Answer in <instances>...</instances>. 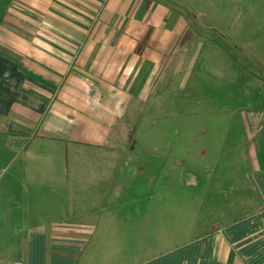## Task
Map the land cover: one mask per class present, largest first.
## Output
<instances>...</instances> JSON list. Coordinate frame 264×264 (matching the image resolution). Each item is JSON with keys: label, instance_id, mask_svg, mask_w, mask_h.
<instances>
[{"label": "crops", "instance_id": "crops-1", "mask_svg": "<svg viewBox=\"0 0 264 264\" xmlns=\"http://www.w3.org/2000/svg\"><path fill=\"white\" fill-rule=\"evenodd\" d=\"M185 3L0 0V246L17 252L8 264H264V95L232 111L246 145L219 160L224 175L209 177L212 165L190 152L175 159L153 136L132 141L159 97L172 113L199 49L237 68L222 43L230 34L193 26ZM205 81L193 86L204 92ZM181 180L188 190L174 191ZM175 211L181 228L160 239ZM64 212L81 221L62 222ZM184 224L189 237L155 253Z\"/></svg>", "mask_w": 264, "mask_h": 264}, {"label": "rangeland", "instance_id": "rangeland-1", "mask_svg": "<svg viewBox=\"0 0 264 264\" xmlns=\"http://www.w3.org/2000/svg\"><path fill=\"white\" fill-rule=\"evenodd\" d=\"M183 2L192 9L189 16L194 20L193 26L205 31H221L222 36L230 34L228 36L231 38L222 40V43L228 54L233 57L237 68L229 69L224 63L219 65L211 62L216 53L207 47L199 49V60L194 62L190 72L191 84L180 86L177 81L175 83L176 100L172 104V113L166 114V102L163 103L159 97L157 102L151 103L152 108H147L140 123L137 121L140 125L135 130L132 141H138L143 145L144 142H154L151 138L153 136L160 147L162 143L174 145L175 159L186 158L188 156L186 153L190 152L191 157L206 158L212 165L209 166L212 172L207 173L209 177L224 175L231 167L219 165V160L221 159L222 163L225 157L231 156L238 160L240 151L238 147L246 145L241 138L242 124L239 121L235 123L236 115L233 116L232 111L246 110L252 98L264 95V0H183ZM199 77L206 80L204 92L199 86H193V81ZM205 95H215V98L206 101ZM202 96L206 102L199 100ZM182 98L184 101H181ZM151 127L153 135L150 132ZM168 127L171 129L169 132ZM232 143L235 146L233 151L230 149ZM1 174L7 176L5 171ZM186 174L187 172H184L185 178ZM184 184L182 180L174 182V191L188 190ZM189 184L195 186L193 181ZM3 185L4 182L0 189ZM4 201L6 202L5 198ZM174 203L175 207H181L178 206L180 202L175 200ZM192 206L194 205L188 204L185 207L193 209ZM6 207L8 206L0 199V209ZM196 215V212L190 215L191 223L194 222ZM59 216L64 220L62 222L81 221L79 213L71 215L64 212ZM178 217L179 214L175 211L172 214L175 227H172V223L167 228L158 225L160 239L165 237L170 241L172 229L181 228L182 224H177ZM66 219L71 221H65ZM188 237L189 230L184 224V235L176 237L172 245L160 244L155 253L166 252ZM16 256L17 252L12 247L0 246V264L11 263Z\"/></svg>", "mask_w": 264, "mask_h": 264}]
</instances>
